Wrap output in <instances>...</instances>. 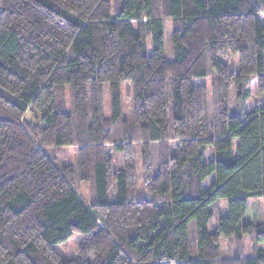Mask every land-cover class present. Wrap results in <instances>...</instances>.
I'll return each instance as SVG.
<instances>
[{
  "label": "trees",
  "instance_id": "16d2710c",
  "mask_svg": "<svg viewBox=\"0 0 264 264\" xmlns=\"http://www.w3.org/2000/svg\"><path fill=\"white\" fill-rule=\"evenodd\" d=\"M251 79L262 96L264 0H0V264H264Z\"/></svg>",
  "mask_w": 264,
  "mask_h": 264
},
{
  "label": "rangeland",
  "instance_id": "374dc122",
  "mask_svg": "<svg viewBox=\"0 0 264 264\" xmlns=\"http://www.w3.org/2000/svg\"><path fill=\"white\" fill-rule=\"evenodd\" d=\"M172 19L168 18L165 20V33H164V38H165V50H166V54L168 55V53L170 52V48L172 45V40H171V33H172ZM147 52L151 53L152 52V45H151V38L149 39L148 43H147ZM230 63L232 67H237V60L233 59V57L231 56L230 58ZM212 77V76H211ZM211 77L208 76L206 79L202 80H196L195 83H199L204 82L205 84H212V80ZM122 84H128L123 82ZM127 87H123L122 89V97L123 99L127 100L128 98V93H127ZM251 92L249 95V105L247 107V110H253L257 107H263L264 106V94L262 96H258L257 95V82L256 79H251L249 81L248 87H247ZM236 96V95H235ZM237 102H239V99L237 100V98H232L231 104H230V109L231 112L233 111V109L235 108ZM210 149L207 151L206 155H205V160L209 161L210 157H211V153H210ZM57 154V163H59L60 166L62 165H68V164H73L75 161V148L73 147H65L62 149H58V152L56 151ZM215 175H211L205 182H204V186H208L210 184L211 181H213ZM80 190L82 195L85 197V199L88 201L90 198V194H91V189H90V185L89 183H80ZM218 206L219 209L217 211V213L211 218V221L209 223V231L210 232H214L217 229V225H218V219L221 216H226L228 214V203L227 200L225 199H219L218 200ZM243 221L244 222H258V223H262L263 227H264V201L261 197H252L249 198L247 201V210L243 216ZM195 236L194 233V225H191L189 227V237L190 239H193ZM81 242V236L77 233L73 234V236H71L66 242L59 244L56 246L57 250L59 251V253L61 254V256L63 257V259L65 260H69V259H73L76 257V253H77V247L79 245V243ZM253 244H254V239H253ZM233 243L229 240H225L223 239L222 241V248L225 255H227V249L229 246H232ZM261 246H263L261 244ZM243 247L245 249V253L249 254L251 252L252 249V243H251V238L250 236L245 237V239L243 240Z\"/></svg>",
  "mask_w": 264,
  "mask_h": 264
}]
</instances>
